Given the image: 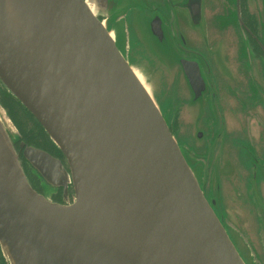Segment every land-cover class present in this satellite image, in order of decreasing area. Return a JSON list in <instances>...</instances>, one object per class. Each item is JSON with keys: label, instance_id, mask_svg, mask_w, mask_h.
Returning a JSON list of instances; mask_svg holds the SVG:
<instances>
[{"label": "water", "instance_id": "obj_1", "mask_svg": "<svg viewBox=\"0 0 264 264\" xmlns=\"http://www.w3.org/2000/svg\"><path fill=\"white\" fill-rule=\"evenodd\" d=\"M0 0V81L67 161L26 147L30 185L0 112V245L9 264H248L96 0ZM22 30V31H21ZM198 103L199 68L182 61ZM199 81V83H198ZM1 111V110H0ZM203 117V115H202ZM198 138H202L200 133Z\"/></svg>", "mask_w": 264, "mask_h": 264}, {"label": "flooded vegetation", "instance_id": "obj_2", "mask_svg": "<svg viewBox=\"0 0 264 264\" xmlns=\"http://www.w3.org/2000/svg\"><path fill=\"white\" fill-rule=\"evenodd\" d=\"M96 1L105 12L104 16L98 15L99 20L105 21L108 30L114 33L120 51L119 33L113 28L121 27L123 33L127 28V39L137 37L141 40L140 29L137 33L133 27H142L147 37L161 49L157 56L152 54L160 63L164 76L168 81H174L171 84L180 81L189 92L190 100L191 85L182 61L199 68L204 92L198 104L207 103L209 111L204 122L215 125L210 129L212 134L215 128L225 126L227 129L225 121L228 118L237 123L231 134L245 142L252 164L245 168L244 187L236 190V200L247 199L255 211L241 212L233 199L230 211L235 213L234 220L240 233L254 234L257 248H264V0ZM239 112L246 116L245 123ZM163 116L168 120L164 111ZM15 123L24 135L25 130ZM34 123L39 133L33 136L40 137L37 139L50 147L48 149L33 139L29 143L26 141L29 137L20 136L15 140L14 147L25 175L39 195L55 204L68 206L71 193L75 200L73 184L68 185L67 191L63 187L53 188L25 157L26 147L35 148L59 160L70 173L65 157L47 139L49 137L42 134V127ZM253 126L260 128L258 136H247ZM225 133L229 134L227 130ZM43 184L49 192L43 190ZM203 191L206 193V189ZM223 197L225 202L229 200L225 195ZM227 214L224 209L223 215ZM0 260V264H5L3 258Z\"/></svg>", "mask_w": 264, "mask_h": 264}, {"label": "rangeland", "instance_id": "obj_3", "mask_svg": "<svg viewBox=\"0 0 264 264\" xmlns=\"http://www.w3.org/2000/svg\"><path fill=\"white\" fill-rule=\"evenodd\" d=\"M133 28L137 33L138 29H140L141 40L137 37H132L130 40L129 38L127 39V28L124 29V33L121 27L113 28L119 33L118 44L122 52L135 72L141 77L144 84L150 89L162 113L164 111L168 119L167 122L169 127L173 130H171V132L183 149L203 189H206L205 194H207L206 196L210 200L209 202H215L214 209L218 217L221 219L225 228L231 233L230 235L228 232L245 261L248 264H264V248H257L253 240L254 234L250 236L244 231L240 233L234 220L235 213L230 211L231 199L235 201L241 212H248L250 210L255 211V208L247 199L236 200V190H242L244 187L243 178L245 176V168H248V166L252 164L251 157H248L245 142L239 137L237 140L231 134L234 128L237 127V123L228 118L225 121L227 129H225V126L224 128L218 127L214 129L212 134L210 129L214 128L215 125L204 122L207 120L206 115L209 111L206 101L201 104H192L193 102L191 103L192 100H190L189 92L180 81L171 84L174 81L167 80L164 76V71L159 68L160 63L154 56H157L161 52V49L147 37L142 27L137 28L136 25V27ZM211 77L213 78V76ZM1 84L3 83L0 81V85ZM3 90V87L0 86L1 93H4ZM175 102L178 103V105H174L173 103ZM22 108L23 107L19 105L18 110L21 112L22 117L19 118L20 121H18V123L25 130L24 135L17 127L15 120L11 118L7 109H5L0 102V112L4 118V126L13 145L15 146V140L22 136L23 138L25 137V139L29 137L26 140L29 143L33 142L30 140L33 139L49 149L50 146L43 143V140L40 141L37 138H32L34 133H39L38 127H36L34 123V121L37 122V120L34 119L33 116L30 117L27 112L25 114ZM259 111L262 113V110ZM239 113L245 123L246 116L242 112ZM202 115L204 117H202ZM259 129L253 126L251 133H248L247 136H258ZM226 130L229 134L225 133ZM43 132L46 133L44 129ZM200 133L203 135L202 138L197 137ZM226 135L229 136L226 137ZM51 142L57 148L52 140ZM58 151L60 150L58 149ZM54 187L55 186H53V188ZM47 188L48 187L43 184V190L49 192ZM223 195L229 200L225 202ZM70 197L71 198L67 201V205L73 202L74 194L71 193ZM224 209L228 211L226 216L223 215ZM0 258L5 260V264H9L4 257L1 245Z\"/></svg>", "mask_w": 264, "mask_h": 264}, {"label": "trees", "instance_id": "obj_4", "mask_svg": "<svg viewBox=\"0 0 264 264\" xmlns=\"http://www.w3.org/2000/svg\"><path fill=\"white\" fill-rule=\"evenodd\" d=\"M0 86H2L3 89H4L3 90L4 93H1V91H0V102L4 106V108L7 109V112L10 114V116H11V118H13V120H15L16 122H18V121H20L19 118L22 117L21 116V112L18 110L19 105L23 107L22 109L24 110V113L25 114L27 112L30 117L32 116V114L15 98V96H13L7 90V88L3 84H1ZM40 127H42V126L40 125ZM42 129H43V127H42ZM43 133L44 132H42V134ZM44 134H45V136H47L46 133H44ZM32 138H40V137H38V136H35L34 137L33 136ZM38 140H40V139H38Z\"/></svg>", "mask_w": 264, "mask_h": 264}, {"label": "bare ground", "instance_id": "obj_5", "mask_svg": "<svg viewBox=\"0 0 264 264\" xmlns=\"http://www.w3.org/2000/svg\"><path fill=\"white\" fill-rule=\"evenodd\" d=\"M6 9H7L8 19L12 22V24H14L16 26V28H18V29L20 28L22 30H25V26H24L23 21L21 19L20 13H19L18 9L15 7V5L13 4L12 0H6ZM139 79L142 81L140 76H139ZM143 84H144V82H143ZM227 153H228V151H227Z\"/></svg>", "mask_w": 264, "mask_h": 264}]
</instances>
